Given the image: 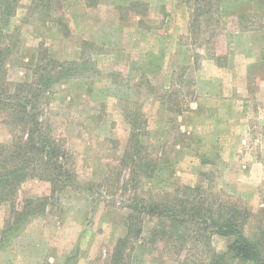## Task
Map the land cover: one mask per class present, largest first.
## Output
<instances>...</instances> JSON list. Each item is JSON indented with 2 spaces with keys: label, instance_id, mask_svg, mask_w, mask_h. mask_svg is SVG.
Returning a JSON list of instances; mask_svg holds the SVG:
<instances>
[{
  "label": "rangeland",
  "instance_id": "rangeland-1",
  "mask_svg": "<svg viewBox=\"0 0 264 264\" xmlns=\"http://www.w3.org/2000/svg\"><path fill=\"white\" fill-rule=\"evenodd\" d=\"M230 1L177 0L188 17L166 0H54L45 11L39 0L3 2L7 95L35 80L42 57L63 65L47 90L21 91L39 93L45 135L65 154L54 169L34 152L35 176L0 198V264H109L125 236L132 264H256L219 256L232 238L149 208L201 194L236 205L243 233L264 237V0H239L248 12L229 19ZM238 29L249 35L234 39ZM19 124L0 104V155L15 149ZM44 198L46 210L2 242L6 220Z\"/></svg>",
  "mask_w": 264,
  "mask_h": 264
},
{
  "label": "trees",
  "instance_id": "trees-1",
  "mask_svg": "<svg viewBox=\"0 0 264 264\" xmlns=\"http://www.w3.org/2000/svg\"><path fill=\"white\" fill-rule=\"evenodd\" d=\"M54 0H39L38 4L43 9L42 11L49 10L50 6ZM3 2L5 0H0V8L3 7ZM17 0H6L7 9L8 5L14 6ZM142 5V2H134L133 5ZM4 11V8H3ZM10 11L5 12L9 14ZM3 48V47H2ZM6 52V56L10 54L8 47L0 50V56L3 55L2 52ZM43 58V57H42ZM41 58V59H42ZM37 63L34 69L35 80L30 82L19 83L14 93L7 95V87L3 86V79L1 75L5 73L4 63L7 59L0 58V104L1 109L6 110L8 114L15 120L20 122V131L23 132L22 135L16 137L15 149H11V153L8 155H0V198L1 200H7L16 196L18 193V188L21 183L30 176H35L33 170H30V160L34 152L43 155V160H47V163H51L54 169L59 168V157L65 154V150L61 148L59 144L55 141L46 137V133L43 130V123L39 119L38 111L36 110V96L39 93L33 91L23 93L21 89L31 88L34 85H39L38 91L47 90L50 84L55 80L53 71L58 66H63L56 60L49 59L46 63L41 60ZM47 65L50 66L49 71L46 74L43 72L47 70ZM57 75L59 71H57ZM39 75V77H38ZM59 78V76H57ZM62 78V77H61ZM59 78V79H61ZM21 87V88H19ZM43 93V92H42ZM31 103V104H30ZM30 104V105H29ZM40 133V134H39ZM13 146V145H12ZM0 148L3 149L2 143H0ZM45 163V161H43ZM145 172V171H144ZM68 175L63 176L67 178L69 176V171H64ZM39 177L48 178L49 180L56 181V178L44 175ZM55 178V179H54ZM197 194H199V186L193 189ZM26 206L21 211H15V214L11 219H7L5 222L4 229L2 231L1 241L5 242L6 238L17 234L20 229L33 217V215H38L44 212L48 204L47 198H44L42 203V208H30L29 205L32 200L26 202ZM134 207V206H133ZM152 212L161 214L162 217H166L170 222L176 224H196L198 231H208L209 235L212 233H217L221 236L232 238L227 246V251L221 253L219 256L223 257L226 253H231L234 257L243 260L244 262L264 264V237L257 240H252L247 237L242 230V225L245 220L244 213L240 211L236 205H232L228 202H210L204 199L203 195L200 197L191 199L188 197H178L175 199L174 207L164 203L161 208L158 206L149 207ZM136 210V206L135 209ZM128 229L129 233L132 232V227L137 223L138 217L134 213L130 214L128 217ZM203 222L204 227L199 224ZM173 224L166 225L162 231V234L171 233ZM137 227V224H135ZM168 227V229H167ZM171 228V229H170ZM140 231L136 228L135 233ZM173 235V233H171ZM128 243V238L121 237L113 250L109 264H132L129 263L126 258H124V245ZM214 259L215 256H212ZM212 263H219L217 259H214Z\"/></svg>",
  "mask_w": 264,
  "mask_h": 264
},
{
  "label": "crops",
  "instance_id": "crops-1",
  "mask_svg": "<svg viewBox=\"0 0 264 264\" xmlns=\"http://www.w3.org/2000/svg\"><path fill=\"white\" fill-rule=\"evenodd\" d=\"M167 2H166V4H167V10L169 11V12H172L173 14H176V12H177V14H178V16H186L185 15V11H179L178 10V3L176 2L177 0H166ZM231 1H232V3L234 4V7H231V5H232V3H231ZM230 1V6L229 7H225V12L228 14L227 16H229V15H231V16H229V19L231 18V17H233L234 15H235V17H237V16H239V15H243V14H246L248 11H246V10H244L243 9V6L240 4L241 2H239V0H231ZM248 1H251V0H248ZM225 2H227V1H225ZM172 7V8H171ZM186 17H188V14H187V16ZM233 34V37H234V39H236V38H239V37H242V36H248L249 34V31H246V30H240V29H238V30H233V32H232ZM245 92L243 91L242 93H238V94H240V95H243Z\"/></svg>",
  "mask_w": 264,
  "mask_h": 264
}]
</instances>
